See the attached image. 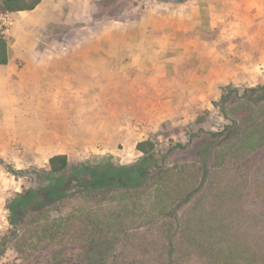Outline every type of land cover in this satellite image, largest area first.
I'll use <instances>...</instances> for the list:
<instances>
[{"label": "crops", "instance_id": "crops-1", "mask_svg": "<svg viewBox=\"0 0 264 264\" xmlns=\"http://www.w3.org/2000/svg\"><path fill=\"white\" fill-rule=\"evenodd\" d=\"M97 1L6 14L4 138L16 125L29 149L68 160L138 152L163 122H189L222 86L264 75V0H153L95 20Z\"/></svg>", "mask_w": 264, "mask_h": 264}, {"label": "rangeland", "instance_id": "rangeland-1", "mask_svg": "<svg viewBox=\"0 0 264 264\" xmlns=\"http://www.w3.org/2000/svg\"><path fill=\"white\" fill-rule=\"evenodd\" d=\"M150 1L98 0L93 18H120L133 5ZM7 13L0 12L3 35L12 20ZM258 85H264V75L226 85L212 106L201 109L193 120L163 122L150 131L147 138L152 137L156 146L149 177L172 191L169 215L139 222L129 207L128 215H122L118 192H98L94 199L102 195L105 200L104 210L97 207L96 214L101 211L103 221L115 226L94 229L95 240L87 251L78 246L81 232L73 230L83 213L73 228L58 230L47 226L50 219L29 217L16 235L7 237L6 200L36 183L33 173L15 175L0 163V243L5 239L0 264H254L255 254L264 251V89H251ZM3 127L0 124V130ZM19 131L15 125L5 138L0 132V158L16 170L46 168L51 151L29 149ZM92 152L83 159L100 161L109 154ZM114 152L119 163L142 157L139 151ZM123 155L127 161L120 160ZM83 159L74 156L69 161ZM114 209L120 214L116 220ZM47 213L58 215L54 207Z\"/></svg>", "mask_w": 264, "mask_h": 264}, {"label": "trees", "instance_id": "trees-1", "mask_svg": "<svg viewBox=\"0 0 264 264\" xmlns=\"http://www.w3.org/2000/svg\"><path fill=\"white\" fill-rule=\"evenodd\" d=\"M40 1L2 0L0 12L32 10ZM164 1L184 2L187 0ZM6 62L7 42L3 34H0V64ZM226 87H222V91ZM251 89H264V85ZM155 146L156 142L152 137L138 141L135 148L142 154V157L130 163L115 162L114 155L106 154L100 161L86 158L71 164L66 154L56 153L48 158L46 168L31 167L28 170H16L0 158V163L7 171L15 175H21L24 172L33 173L36 183L6 200L5 206L10 226V233L7 237L16 235L20 226L27 223L29 217L50 219L51 224L47 226L50 228L53 226V229L58 230L59 227L73 228L75 219L83 213L84 218L76 223L77 226L73 230L81 232L82 240L78 246L82 248V252L87 251L95 240L94 229L105 226L106 229L111 230L115 226L113 221H103L104 213L101 211L104 210L102 204L105 200L104 196L101 195L99 199H94L96 195L107 190L120 194L119 206L124 207L122 215H128L129 207L130 213L134 212L135 216L138 214L139 222L149 221L153 216L169 215L173 205L172 191L163 187L161 180L153 181V177H149ZM138 190L141 191L137 192ZM135 191L141 194L135 195ZM135 199H137L136 202ZM132 205H137V207L133 208ZM119 206L117 205L116 208ZM53 207L58 215L50 216L47 212ZM97 207L101 211L98 210L99 213L96 214ZM112 213L114 220L120 216L117 209L112 210ZM93 216L96 219L92 221ZM0 244H3L0 250L2 253L5 239ZM253 262L264 264V251L255 254Z\"/></svg>", "mask_w": 264, "mask_h": 264}, {"label": "built area", "instance_id": "built-area-1", "mask_svg": "<svg viewBox=\"0 0 264 264\" xmlns=\"http://www.w3.org/2000/svg\"><path fill=\"white\" fill-rule=\"evenodd\" d=\"M1 32H3V31H1Z\"/></svg>", "mask_w": 264, "mask_h": 264}]
</instances>
